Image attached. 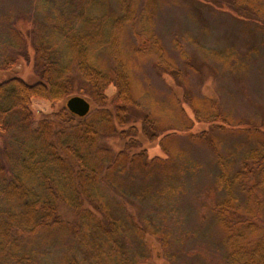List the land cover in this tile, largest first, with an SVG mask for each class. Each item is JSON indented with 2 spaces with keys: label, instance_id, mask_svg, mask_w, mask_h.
Masks as SVG:
<instances>
[{
  "label": "trees",
  "instance_id": "16d2710c",
  "mask_svg": "<svg viewBox=\"0 0 264 264\" xmlns=\"http://www.w3.org/2000/svg\"><path fill=\"white\" fill-rule=\"evenodd\" d=\"M166 1L32 0L23 10L33 14L26 33L36 79L16 74L0 81V264H47L24 244L25 237L42 234L72 239L73 251L59 264H138L147 250L134 255L131 237L142 242L149 233L163 241L170 233L149 217L136 220L115 194H128V183L143 180L152 187L139 184L137 197L152 189L158 196L177 195L186 167L182 137L206 142L215 156L212 210L224 231L228 261L264 264V120L235 118L218 100L186 91L192 115L176 91L171 106L159 111L135 75L140 60L152 58L181 86L190 84L154 29ZM231 3L252 11L264 31V0ZM27 37L13 27L10 44L26 46ZM209 51L232 68L231 51ZM182 56L190 58L183 50ZM110 86L116 88L112 95ZM74 95L94 108L85 116L71 112L66 101ZM35 98L53 109L35 111ZM198 124L204 126L197 130ZM139 134L157 141L165 156H150ZM239 135L248 146L225 145L226 137ZM104 136L126 140L115 150L101 142ZM158 183L163 187L157 189ZM62 205L74 219L64 217Z\"/></svg>",
  "mask_w": 264,
  "mask_h": 264
},
{
  "label": "rangeland",
  "instance_id": "374dc122",
  "mask_svg": "<svg viewBox=\"0 0 264 264\" xmlns=\"http://www.w3.org/2000/svg\"><path fill=\"white\" fill-rule=\"evenodd\" d=\"M31 1L0 0V81L16 74L30 82L36 79L30 63L33 60L32 46L26 33L27 28L33 25L29 20L33 14L23 13ZM259 24V18L252 11L234 6L231 0H167L158 9L154 29L187 73L190 84L186 88L181 86L167 71L154 65L152 58L140 60L135 75L158 101L159 111L170 105V94L176 91L181 103L192 115L188 100L183 96L186 91L190 95L218 100L221 108L235 118L263 121L264 31L258 27ZM13 27L27 37V48L10 44L9 35ZM182 50L190 56L189 60L182 56ZM209 50L231 51L235 55L232 68L225 66ZM115 90L114 86H110L107 92L112 95ZM64 104L63 101L55 107ZM33 108L44 113L53 109L51 103L40 98L33 99ZM91 108H94L93 104ZM161 119L167 121L164 115ZM203 126L198 124L196 129ZM138 137L142 142L141 147L149 148L150 156H165L157 141H150L141 134ZM245 139L241 135L228 136L225 145L235 149L238 143L247 145ZM125 140L117 136H104L101 142L117 150L123 147ZM0 143L3 145V141ZM179 143L186 152L182 158L186 167L180 174L182 187L177 195L158 196L156 189H152V192L137 197V191L142 189L140 185L144 187L147 183L150 189L152 187L151 181L143 180L128 181L131 182L128 183L129 187H132L129 188L130 193L115 194L118 202L127 206L136 220L139 221L142 216L149 217L170 233L163 241L149 233L142 242L133 236L129 239V246L134 255H144L143 252L147 250L146 256L138 264H231L223 242L224 231L212 210L217 173L215 156L206 142L197 145L182 137ZM137 149L140 147L134 148V151ZM157 185V189L163 187L160 183ZM61 212L67 219L75 217L65 205L61 206ZM262 219L264 222V214ZM24 242L37 260L47 264H59L63 255L72 252L74 246L71 238L59 239L51 234L30 239L25 237Z\"/></svg>",
  "mask_w": 264,
  "mask_h": 264
},
{
  "label": "water",
  "instance_id": "95a60500",
  "mask_svg": "<svg viewBox=\"0 0 264 264\" xmlns=\"http://www.w3.org/2000/svg\"><path fill=\"white\" fill-rule=\"evenodd\" d=\"M66 106L71 112L79 116H85L91 110V102L81 95H74L68 98Z\"/></svg>",
  "mask_w": 264,
  "mask_h": 264
}]
</instances>
